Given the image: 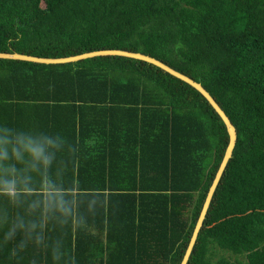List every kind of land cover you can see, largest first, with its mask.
I'll list each match as a JSON object with an SVG mask.
<instances>
[{
	"label": "trees",
	"instance_id": "trees-1",
	"mask_svg": "<svg viewBox=\"0 0 264 264\" xmlns=\"http://www.w3.org/2000/svg\"><path fill=\"white\" fill-rule=\"evenodd\" d=\"M153 56L237 139L187 264H264V0H0V52ZM0 264H179L228 143L192 86L123 56L0 58Z\"/></svg>",
	"mask_w": 264,
	"mask_h": 264
},
{
	"label": "water",
	"instance_id": "water-1",
	"mask_svg": "<svg viewBox=\"0 0 264 264\" xmlns=\"http://www.w3.org/2000/svg\"><path fill=\"white\" fill-rule=\"evenodd\" d=\"M123 56L128 58H134L138 59L147 63H151L165 72L169 73L170 75L182 80L183 82L189 84L193 88H195L213 107V109L216 111V113L220 116L222 119L228 133V143L226 145L223 157L219 163V166L216 170V173L214 175V178L212 180L211 185L208 188L205 200L203 202V205L201 207L200 213L197 217V220L195 222L192 234L190 236L189 242L187 244V247L184 251V254L182 256V259L179 264H187V261L189 259L190 253L193 249V246L196 242L197 236L199 234V231L203 225V221L205 219L209 204L211 202L212 196L214 194V191L220 181V178L222 176V173L224 172V169L226 168V165L229 161V159L232 156V152L234 149V146L236 144L237 134L236 129L234 125L231 123L228 116L225 114L223 109L220 107V105L215 101V99L211 96V94L201 85V83L193 80L189 76L175 70L171 66L167 65L166 63L162 62L161 60L150 56L148 54H144L137 51H130L126 49H98V50H92L88 52L79 53L76 55H70L65 57H40V56H34V55H28L18 52H0V58H7V59H17V60H26L31 62H37V63H66V62H73L85 58L95 57V56Z\"/></svg>",
	"mask_w": 264,
	"mask_h": 264
},
{
	"label": "clouds",
	"instance_id": "clouds-1",
	"mask_svg": "<svg viewBox=\"0 0 264 264\" xmlns=\"http://www.w3.org/2000/svg\"><path fill=\"white\" fill-rule=\"evenodd\" d=\"M54 142L52 140H47L45 143L40 145H35L31 141H25L22 138L17 139L14 143L8 139H0V158L6 156L5 149L15 148L16 150H23L30 154L32 157H40L47 148L53 147Z\"/></svg>",
	"mask_w": 264,
	"mask_h": 264
}]
</instances>
